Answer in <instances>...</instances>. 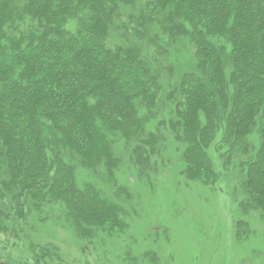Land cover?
Masks as SVG:
<instances>
[{"label":"trees","instance_id":"trees-1","mask_svg":"<svg viewBox=\"0 0 264 264\" xmlns=\"http://www.w3.org/2000/svg\"><path fill=\"white\" fill-rule=\"evenodd\" d=\"M123 160L264 213V0H0V264H63L28 233L51 205L83 248L125 230Z\"/></svg>","mask_w":264,"mask_h":264},{"label":"rangeland","instance_id":"rangeland-1","mask_svg":"<svg viewBox=\"0 0 264 264\" xmlns=\"http://www.w3.org/2000/svg\"><path fill=\"white\" fill-rule=\"evenodd\" d=\"M208 152L213 158V149ZM213 165L221 170V165ZM235 167L231 173H236ZM180 170L181 162L173 160L164 163L158 174L139 177L131 165L121 161L116 179L128 191L127 197L119 199L127 228L114 236L98 237L102 239L96 246L83 248L86 242L79 245L81 239L73 227L52 222V205L47 206L44 222L30 216L26 219L33 224L28 233L32 236L34 229L35 239L55 244L63 264H264V213L240 214L238 202L244 194L238 176L228 174L215 186L206 187L185 180ZM78 176L80 180L91 177ZM237 218L249 224L245 238L235 235ZM145 251H153L157 259L151 255L149 262ZM17 255L10 247L8 256Z\"/></svg>","mask_w":264,"mask_h":264}]
</instances>
